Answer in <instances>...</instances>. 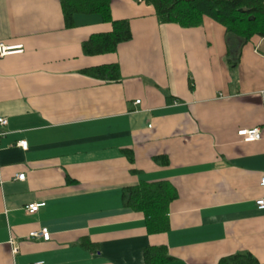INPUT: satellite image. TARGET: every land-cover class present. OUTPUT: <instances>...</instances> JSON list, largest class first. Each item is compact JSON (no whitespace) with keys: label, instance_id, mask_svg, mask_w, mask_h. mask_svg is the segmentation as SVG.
Listing matches in <instances>:
<instances>
[{"label":"crops","instance_id":"1","mask_svg":"<svg viewBox=\"0 0 264 264\" xmlns=\"http://www.w3.org/2000/svg\"><path fill=\"white\" fill-rule=\"evenodd\" d=\"M111 15L131 39L87 55L112 29L99 14L67 27L62 0H0V44L22 49L0 57V264H144L157 245L166 264H264V37L241 45L206 16L161 23L138 0H112ZM112 63L117 81L84 73ZM256 127L258 140L238 134ZM159 181L177 197L168 230L150 233L123 192ZM41 229L49 240L29 238Z\"/></svg>","mask_w":264,"mask_h":264},{"label":"trees","instance_id":"2","mask_svg":"<svg viewBox=\"0 0 264 264\" xmlns=\"http://www.w3.org/2000/svg\"><path fill=\"white\" fill-rule=\"evenodd\" d=\"M138 1L152 5L161 23H174L191 28L200 26L206 16L223 25L229 35L241 41V45L249 42L254 36L264 37V0ZM111 2L112 0H62L67 27L74 25V18L78 14H99L104 22L112 24L111 31L92 35L83 43V50L87 55L115 52L121 43L132 37L128 19L112 18ZM84 73L105 81H117L120 78L117 63L88 68ZM128 156L132 159V155ZM176 197L175 188L167 181L142 182L125 188L123 192L124 205L145 215L150 233L168 230L169 208ZM144 257V264H166L171 260L165 245L149 246ZM218 264L258 262L248 253H237L224 257Z\"/></svg>","mask_w":264,"mask_h":264},{"label":"built area","instance_id":"3","mask_svg":"<svg viewBox=\"0 0 264 264\" xmlns=\"http://www.w3.org/2000/svg\"><path fill=\"white\" fill-rule=\"evenodd\" d=\"M22 51L21 47L19 48H14V47H6L3 44H0V57L4 56L8 53L15 52V51ZM140 101H137L139 103ZM8 125V120L7 118L0 116V139L6 134V127ZM240 136L243 137L244 141L250 142V141H255L260 139L261 137V130L260 128H252V129H243L238 132ZM18 145L24 149L27 150L29 147V144L27 141L22 140L18 142ZM19 180H24L25 179V174H19L17 176ZM261 184L264 185V178L261 180ZM256 205L258 209L264 210V197L259 198L256 200ZM45 206L44 202H39V203H31L28 204L25 209L29 214H34L39 211L41 207ZM29 238H43L44 240H49L50 239V233L46 229H41L37 231H33L29 234ZM13 252H17V247L13 248ZM35 264H43V262H36Z\"/></svg>","mask_w":264,"mask_h":264}]
</instances>
